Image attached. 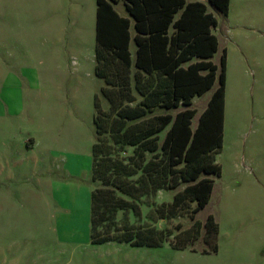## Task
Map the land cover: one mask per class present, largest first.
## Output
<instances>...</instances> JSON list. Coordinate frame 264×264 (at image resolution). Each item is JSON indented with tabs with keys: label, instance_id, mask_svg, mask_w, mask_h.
Instances as JSON below:
<instances>
[{
	"label": "rangeland",
	"instance_id": "rangeland-1",
	"mask_svg": "<svg viewBox=\"0 0 264 264\" xmlns=\"http://www.w3.org/2000/svg\"><path fill=\"white\" fill-rule=\"evenodd\" d=\"M215 14L217 76L194 96L192 122L219 85L224 53L220 171L201 173L213 181L204 207L185 201L159 218L157 205L185 182L156 189L152 153L116 140L96 73V0H0L1 264L8 255L10 264H264V0H229ZM208 217L215 248L202 239ZM160 228L171 234L159 242L126 239Z\"/></svg>",
	"mask_w": 264,
	"mask_h": 264
},
{
	"label": "trees",
	"instance_id": "trees-1",
	"mask_svg": "<svg viewBox=\"0 0 264 264\" xmlns=\"http://www.w3.org/2000/svg\"><path fill=\"white\" fill-rule=\"evenodd\" d=\"M119 1L96 0V73L106 82L103 93L114 113L110 127L116 140L133 145L134 152L152 153L148 161L155 170L156 189L174 188L179 180L185 182L171 200L157 205L159 218L178 214L185 201H194L196 212L208 202L213 186L212 179L201 173L220 171L214 152L223 139L224 53L219 85L194 126L197 109L192 103L194 96L209 89L217 76L218 65L211 56L218 49V37L212 27L217 25L215 13L225 14L229 0H123L127 15L115 8ZM95 104L96 132H101L98 99ZM157 106L180 108L173 114L153 113L145 120L144 116ZM140 117L143 120L126 125L127 120ZM92 194L95 197L96 191ZM193 224L200 226L197 219ZM203 226L202 239L215 248V222L208 217ZM170 234L160 228L156 237L147 238L144 233L136 238L129 234L126 239L159 242ZM104 237L101 239L108 238Z\"/></svg>",
	"mask_w": 264,
	"mask_h": 264
},
{
	"label": "crops",
	"instance_id": "crops-1",
	"mask_svg": "<svg viewBox=\"0 0 264 264\" xmlns=\"http://www.w3.org/2000/svg\"><path fill=\"white\" fill-rule=\"evenodd\" d=\"M118 3V2H117ZM117 3H115L114 4V6H115V8L118 10V12L120 13V14H123V15H127V11L125 10V8L124 9H119L118 7H117ZM133 41H131V46H132V51H133ZM223 123H224V114H223ZM92 200H93V198H92ZM93 205V204H92ZM2 261H4V263L6 264V263H11V257L8 255V257H6V256H4L3 258H2ZM1 264V263H0Z\"/></svg>",
	"mask_w": 264,
	"mask_h": 264
}]
</instances>
